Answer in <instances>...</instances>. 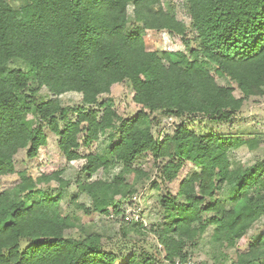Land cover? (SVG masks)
<instances>
[{
    "label": "trees",
    "instance_id": "1",
    "mask_svg": "<svg viewBox=\"0 0 264 264\" xmlns=\"http://www.w3.org/2000/svg\"><path fill=\"white\" fill-rule=\"evenodd\" d=\"M181 1L189 25L164 0H27L17 8L0 0V264L184 263L188 248L208 233L232 264H264V233L249 237L264 222V159L249 169L231 160L243 147L259 151L264 138L200 135L185 125L162 139L153 133L158 115L228 123L247 101L264 98V0ZM130 24L137 31L129 33ZM146 32L179 39L183 50H152ZM122 84L140 108L133 118L118 113L110 97L102 99ZM67 94H79L80 104L64 106ZM49 134L67 165L86 160L89 179L122 166L112 181L78 182L92 203L77 209L91 224L95 216H121L132 183L150 176L142 159L152 158L165 184L188 164L200 168L176 195L160 200L168 220L148 232L162 262L147 252L125 257V249H106L103 234L89 232L44 188L52 182L68 188L66 168L37 178L16 171V156L27 151L37 159ZM102 137L109 142L104 154L80 153ZM16 174L18 183L2 189V179ZM142 228L129 223L123 237Z\"/></svg>",
    "mask_w": 264,
    "mask_h": 264
},
{
    "label": "rangeland",
    "instance_id": "2",
    "mask_svg": "<svg viewBox=\"0 0 264 264\" xmlns=\"http://www.w3.org/2000/svg\"><path fill=\"white\" fill-rule=\"evenodd\" d=\"M8 3L17 8L27 2V0H6ZM168 7H174L177 18L187 25L190 19L182 6L181 0H164ZM132 10H129L131 17ZM129 33L135 32V28L130 24L127 28ZM146 38L152 50L177 52L183 50V44L179 39H173L167 35H155L146 32ZM16 67L25 68L22 63H17ZM222 86H228V82L223 79H217ZM46 94V91L43 92ZM133 92L127 84L115 86L110 96H103L102 99H112L113 108L126 118H133L140 110L133 102ZM81 96L79 94H67L61 97L64 106H75L80 104ZM160 125L153 127V133L156 138L164 137L166 134H172L180 125H185L193 132L200 135H218L231 136L234 139L248 134L260 135L264 138V98H253L247 101L242 111L228 123H210L206 118H183L178 119L164 115H158ZM58 138L49 134L48 146L40 152L37 159L30 160L27 157V151H21L15 158L16 171L27 170L34 178L41 174H51L62 168H66L63 178L70 183L66 189H60L56 182H52L50 186H44L49 193L55 197H61L65 206L74 214L83 224H86L89 232L98 231L104 235V246L108 250L121 253V249L125 257L132 253H150L156 256L159 262L163 261V255L160 254L161 248L153 234L149 233V229L155 225H163L168 219L164 211L160 207V200L168 193L176 195L180 182L185 178L200 171L199 167L188 164L183 170L179 179L173 184L163 183L154 167L152 158H144V170L150 172L148 178L135 180L133 184V194L124 203L120 205L121 216L111 217L108 219L98 218L95 216V224H91L88 217L78 210L77 205L91 206V199L85 194L78 191V182H89L97 180L112 181L116 177L122 166L116 165L108 171H100L92 179L88 178L83 171L86 160L72 162L67 165L65 159L59 152ZM109 142L106 137H102L98 142L90 148H82L80 153L87 157L92 153H102L106 151ZM258 159H264V144L257 152H250L243 147L231 154V160L234 167L243 166L245 168L253 167ZM19 181L18 175L4 177L1 182L2 189H10ZM158 182L159 189L154 188L153 183ZM229 192L224 190V202L229 201ZM130 224H143L144 228L131 232L127 237H123L122 227ZM132 226V225H130ZM264 233V222L258 223L250 232L249 237L253 238ZM67 236L78 235L76 231L67 232ZM247 246V245H246ZM246 246H240L245 249ZM187 252L190 255L189 261L193 264H232V261L226 257L222 250L210 241V234H206L197 244L191 245Z\"/></svg>",
    "mask_w": 264,
    "mask_h": 264
},
{
    "label": "built area",
    "instance_id": "3",
    "mask_svg": "<svg viewBox=\"0 0 264 264\" xmlns=\"http://www.w3.org/2000/svg\"><path fill=\"white\" fill-rule=\"evenodd\" d=\"M176 264H193L191 263L189 260L187 262H181V261H177Z\"/></svg>",
    "mask_w": 264,
    "mask_h": 264
}]
</instances>
